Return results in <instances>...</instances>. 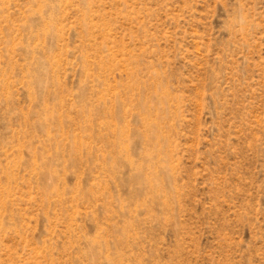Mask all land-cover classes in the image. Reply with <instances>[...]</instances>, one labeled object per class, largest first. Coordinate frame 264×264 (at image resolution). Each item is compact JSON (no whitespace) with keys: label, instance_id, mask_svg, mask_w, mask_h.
Instances as JSON below:
<instances>
[{"label":"rangeland","instance_id":"rangeland-1","mask_svg":"<svg viewBox=\"0 0 264 264\" xmlns=\"http://www.w3.org/2000/svg\"><path fill=\"white\" fill-rule=\"evenodd\" d=\"M0 264H264V0H0Z\"/></svg>","mask_w":264,"mask_h":264}]
</instances>
